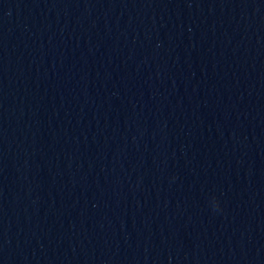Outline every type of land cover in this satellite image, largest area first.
Returning <instances> with one entry per match:
<instances>
[{"label":"water","instance_id":"1","mask_svg":"<svg viewBox=\"0 0 264 264\" xmlns=\"http://www.w3.org/2000/svg\"><path fill=\"white\" fill-rule=\"evenodd\" d=\"M0 264H264V0H0Z\"/></svg>","mask_w":264,"mask_h":264},{"label":"clouds","instance_id":"2","mask_svg":"<svg viewBox=\"0 0 264 264\" xmlns=\"http://www.w3.org/2000/svg\"><path fill=\"white\" fill-rule=\"evenodd\" d=\"M213 206H214V207H217V205L215 204V202H214V201H213Z\"/></svg>","mask_w":264,"mask_h":264}]
</instances>
